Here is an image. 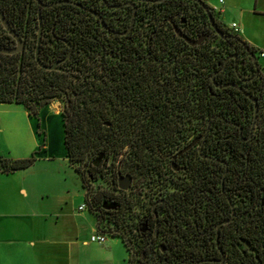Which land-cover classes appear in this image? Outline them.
Wrapping results in <instances>:
<instances>
[{"label": "flooded vegetation", "instance_id": "flooded-vegetation-1", "mask_svg": "<svg viewBox=\"0 0 264 264\" xmlns=\"http://www.w3.org/2000/svg\"><path fill=\"white\" fill-rule=\"evenodd\" d=\"M6 1L0 0V14L18 38L4 28L0 18V46H22L7 54L22 53L26 46H36V51L37 46H68L66 57L39 65L69 70L67 57L79 46H88L90 79L102 81L113 99L105 111L124 114L128 127L154 130L149 143L155 153L148 175L142 176L138 188H133L136 174L123 170V159L113 180L123 197H133L136 220L141 222L128 234L136 244L130 247L131 263L152 264L157 254L167 251L170 258L182 255L180 261L176 258L170 264H189L188 254L193 252L201 255L193 264H249L254 254L252 235L238 230V220L246 219L252 192L238 191L232 178L242 170L243 174L249 171L248 154L254 148L263 149L264 140L257 119L253 123L254 113L250 121L242 109L236 108L228 113L214 110L206 116L204 85L190 83L193 65L202 67L197 69L203 72L201 81L206 77L200 51L211 46L217 56L221 54V45L211 44L218 35L206 12L160 11L154 5L159 1L153 0H24L23 10L15 11L12 17L7 8H2ZM9 1L12 4L14 0ZM34 8L36 13L31 12ZM31 24L37 26L38 33L31 31ZM159 29L175 41H156ZM177 31L200 41L191 44ZM222 46L223 63L219 57L207 72L218 89L217 95L223 98L230 92L237 97L240 91L253 102L241 87L258 104L260 89H252L257 75L244 70L250 62L248 51L231 39ZM95 71L102 73L96 76ZM234 128L245 146L244 158L237 155L234 144L223 146L229 142L224 130L234 132ZM132 142L145 143L143 139ZM125 147H129L127 142ZM125 174L132 178L128 188L122 189L118 178Z\"/></svg>", "mask_w": 264, "mask_h": 264}, {"label": "trees", "instance_id": "trees-1", "mask_svg": "<svg viewBox=\"0 0 264 264\" xmlns=\"http://www.w3.org/2000/svg\"><path fill=\"white\" fill-rule=\"evenodd\" d=\"M22 1L24 0H14L11 4L8 0L2 8L3 10L7 8L14 17L15 11L21 12L23 10ZM154 5L156 10L177 11L182 14H187L189 11H196L197 14H201L200 12L204 10L195 0H162ZM36 11V8L31 9L32 13H36ZM211 11L214 15V11L212 9ZM204 15L206 17L205 13ZM215 21L225 34L233 35L226 39L217 36L221 42L224 43L228 39L237 41L244 45L249 55L250 52L256 55L254 47L249 46L236 33L229 31L216 17ZM157 31L156 41H175L168 32L160 29ZM35 51L36 46H26L22 53L7 54L0 52V102L20 103L29 115L39 119V112L43 106L48 105L55 98H63L61 116L64 147L68 161L81 178L82 187L85 189L86 207L97 218L98 230L109 235L119 236L130 253L131 248L123 234L124 231H117L115 234L107 233L101 224L102 220L109 219L113 224L131 229L129 232L133 231L141 224L136 220V202H134L133 197H123L122 194H117L103 187L92 192L91 183H95L104 177L107 170L106 160H110L108 168L114 173L113 180L116 176V163L121 159L124 160L123 170L146 178L155 153L153 151L154 146L150 144L152 143L150 140L154 137V130L150 128L137 130L128 127L126 124L127 117L124 120V114L105 111L113 99L103 87L102 81L97 78L90 79L91 67L88 61L91 55L88 46H79L76 52H72L71 56L67 57L69 70L45 69L38 62L42 61L45 64L47 60L50 63H55L58 59L66 57L69 51L68 46H39L38 59L35 57ZM200 54L205 59L206 74H204L206 77L201 81L203 72L197 71L199 67H191L190 83H194L195 86L204 85L206 116L214 110L228 113L231 109L236 108L242 109L250 121V117L252 118L254 113L253 102L248 100L240 91H238L237 97L230 95L228 88L223 90H227L229 93L220 98L216 93L218 89L214 87L209 78V73H207L212 67L211 64L219 57L223 63L224 55L217 56L214 49L208 46L204 51H200ZM249 58L250 62L244 70L252 71L253 74L257 75L256 82L252 83V89H260L261 93L260 98L257 95L254 96L257 97L259 104L256 124L260 129L261 138L264 140V72L259 63L258 68H256L251 56ZM101 73L102 71H95L96 76L101 75ZM194 75L196 77L193 80ZM226 75L228 77L230 74ZM230 91L232 93V90ZM245 91L249 92L247 89ZM234 129L236 130L234 132L233 130H224L229 142L223 146L229 148L230 145L234 144L237 148V155L244 158L246 155L245 146L240 142L237 128ZM138 139H143L145 143L132 142ZM231 141L232 144H230ZM126 142L130 148L128 152L125 150ZM248 156L250 157V163L247 167L249 171L243 174L244 172L240 170L239 166L238 170L241 171V174L238 173L236 179L232 178L238 191L246 192L251 189L252 192V197L247 205L249 215L247 214L246 219L238 220V230L249 231V234L252 235L250 246L253 247L254 254L250 257L249 264H264V147L263 149L258 147L250 150ZM35 158L34 153L18 159L0 157V170L13 171L27 168ZM98 158L99 160H97ZM103 158H105V162H102ZM189 243H192V239L189 240ZM199 256L201 255L194 252L188 254L189 264H193ZM181 257L180 254H174L170 258V253L166 251L160 255L157 254L152 264H170L176 258L177 261H180L179 258ZM129 264H132L130 258Z\"/></svg>", "mask_w": 264, "mask_h": 264}, {"label": "crops", "instance_id": "crops-1", "mask_svg": "<svg viewBox=\"0 0 264 264\" xmlns=\"http://www.w3.org/2000/svg\"><path fill=\"white\" fill-rule=\"evenodd\" d=\"M202 1L229 31L234 32L231 22L237 23L234 33L255 48L264 72V0ZM19 104L0 102V157L18 159L34 153L36 158L27 168L0 170V264H93L88 251L95 247L104 253L113 252L116 242L91 241V234L98 229L97 218L93 215V225L84 212L86 207L79 209L83 203L75 205L73 212L61 213V206L56 208L55 202L45 201L54 193L34 186L30 175L42 159L61 158L74 170L66 156L61 112L43 107L38 123ZM24 121L26 125L22 126L20 122ZM22 127H27L26 132ZM39 133L45 136L43 142ZM74 172L82 186L79 174ZM123 244L129 264V251ZM110 257L112 264H118L113 254ZM124 260L123 256L119 264Z\"/></svg>", "mask_w": 264, "mask_h": 264}, {"label": "rangeland", "instance_id": "rangeland-1", "mask_svg": "<svg viewBox=\"0 0 264 264\" xmlns=\"http://www.w3.org/2000/svg\"><path fill=\"white\" fill-rule=\"evenodd\" d=\"M31 31L33 30L35 33H38V28L35 24H31ZM216 43L221 45L220 46V51L221 54H224L225 52V46L223 42L219 40V38L216 36L215 38L213 37L211 40V44ZM211 47V46H208ZM214 49V47H211ZM216 50V49H215ZM214 50V51H215ZM210 52H212L210 50ZM193 66H198L193 65ZM202 68V67H200ZM63 98H55L53 99L48 105H45L43 107L51 110V111H62L63 108ZM18 105V104H17ZM21 107V105L19 104ZM22 108V107H21ZM33 117V116H32ZM37 119L38 117H33ZM26 121L24 123L20 124L25 126ZM24 131L26 132L27 127H22ZM39 137L41 138V141H44V134L39 133ZM129 147H125V150L128 152ZM100 158V157H99ZM99 158L97 160H99ZM101 159V158H100ZM96 162V161H95ZM102 162H105V158H103ZM110 164V160H106V173L102 179H99L95 183H91V190L94 192L96 189L100 188H105L110 191H114L117 194H119V190L115 186V183L113 181L114 178V173L111 171V169L108 168ZM118 163H116L117 167ZM30 175L32 177V182L34 186L41 190H46L49 191L51 194L49 197L45 199L47 202H55L56 208H60L61 206V213H64L66 211L68 212H73V208L75 205H79L81 203L85 204V189L82 188L81 182L77 174L74 172V170L69 166L67 161H64L61 158H56V159H50V160H40L30 171ZM116 180V179H115ZM143 180V177L139 174H136L134 177V186L133 188H138V185H140V182ZM48 206V205H47ZM53 208V206H52ZM46 209H49L46 207ZM84 212L88 219L95 225L96 221L93 216V214H90L88 208L86 207L84 209ZM64 220V217H62ZM63 223V222H62ZM101 224V223H99ZM104 228V231L107 233H112L115 234L117 231H124L125 238L128 240L129 247H136L135 244V238H132L128 234L130 233L129 229H126L122 227L119 224H113L109 219L107 220H102L101 224ZM66 229H63V231ZM134 231V229H133ZM131 231V233L133 232ZM81 233H84V230L80 231ZM118 234V233H117ZM89 236V234H88ZM107 239L108 242H116V250L113 252H108L104 253L99 249H96L95 247L88 251L90 253L93 264H112L111 262V257L110 255H114L116 258L117 263H121L122 257L124 256V264H126V258L128 256L126 247L124 246L121 238L119 237H113L107 234ZM95 244V243H94Z\"/></svg>", "mask_w": 264, "mask_h": 264}, {"label": "water", "instance_id": "water-1", "mask_svg": "<svg viewBox=\"0 0 264 264\" xmlns=\"http://www.w3.org/2000/svg\"><path fill=\"white\" fill-rule=\"evenodd\" d=\"M153 1H162V0H153ZM197 1L204 9V11L206 12L208 18H209V21L212 25V27L214 28V30L216 31L217 35L226 39L228 37H232L233 35L231 34H225L217 25L216 21H215V17L211 11V9L205 4V2H203L202 0H195ZM0 18H1V21L4 25V28L12 35H14L16 38H18L17 34L15 33V31L11 28V26L9 25L8 21L2 16V14H0ZM39 31H40V28H39ZM177 33L182 36L186 41H188L189 43L191 44H194V43H197L199 42L200 40H197V41H193L191 40L189 37H187L186 35L180 33L179 31H177ZM202 39V38H201ZM22 46H16L14 48H7V47H3V46H0V52H3V53H13V52H16V51H19L21 49ZM38 49H39V46H37V51H36V58L38 59ZM250 56L253 60V63L255 65L256 68H258V61H257V57L255 54H253L252 52H250ZM39 64L40 65H43L41 61H39ZM44 66V65H43ZM212 79L214 80V74L211 75ZM215 84L217 86H221L220 84H218L216 81H214ZM229 84H224V86H227ZM240 90H242L249 98H251L254 102V117H253V123L255 122L256 120V117H257V113H258V104H257V101H256V98H254L251 94H249L247 91H245V89L239 87ZM131 175L130 174H125V175H119V178H118V185L120 188L122 189H126L128 188V185L129 183L131 182Z\"/></svg>", "mask_w": 264, "mask_h": 264}, {"label": "built area", "instance_id": "built-area-1", "mask_svg": "<svg viewBox=\"0 0 264 264\" xmlns=\"http://www.w3.org/2000/svg\"><path fill=\"white\" fill-rule=\"evenodd\" d=\"M230 27L233 29L234 32L238 31V25L236 22H231ZM84 207H86V204H81L79 206V209L81 210ZM90 240L98 243H105L107 240V234L96 229L91 234Z\"/></svg>", "mask_w": 264, "mask_h": 264}]
</instances>
